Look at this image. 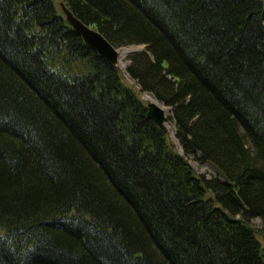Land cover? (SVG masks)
I'll list each match as a JSON object with an SVG mask.
<instances>
[{
    "label": "trees",
    "instance_id": "1",
    "mask_svg": "<svg viewBox=\"0 0 264 264\" xmlns=\"http://www.w3.org/2000/svg\"><path fill=\"white\" fill-rule=\"evenodd\" d=\"M63 1L145 46L183 153L53 0H0V264H264V0Z\"/></svg>",
    "mask_w": 264,
    "mask_h": 264
},
{
    "label": "water",
    "instance_id": "2",
    "mask_svg": "<svg viewBox=\"0 0 264 264\" xmlns=\"http://www.w3.org/2000/svg\"><path fill=\"white\" fill-rule=\"evenodd\" d=\"M59 5L64 19L81 36L84 43L95 49L102 57L106 58L112 64L117 65L119 58L118 47L114 46L98 29L90 26L88 23L79 18L64 1H61ZM150 94L154 97L152 93ZM147 107L149 117L160 127L166 129V111L162 105L156 101V98L148 100ZM178 146L179 151L181 152L182 149H180L181 147L179 144ZM206 164L225 182H229V178L226 173L215 162L208 160Z\"/></svg>",
    "mask_w": 264,
    "mask_h": 264
},
{
    "label": "rangeland",
    "instance_id": "3",
    "mask_svg": "<svg viewBox=\"0 0 264 264\" xmlns=\"http://www.w3.org/2000/svg\"><path fill=\"white\" fill-rule=\"evenodd\" d=\"M53 1L55 2L56 6L59 9L60 8L59 3L63 0H53ZM119 49L121 50V53L119 51V58H118L117 66L121 69L124 80H126V82H128L131 86H134V88L136 90H138V92H139V86L135 83L133 78H131L128 75V73L126 71V67L129 63V55L133 52L145 49V46L143 44H128V45L118 46V50ZM146 92H148V91H140L139 95H140L141 99H143L147 103V101L150 99L145 96ZM159 103H160V101H159ZM165 111H166V115H168L170 113V108L168 106H166ZM166 124H167L166 130L170 136V140L179 150L178 140H176V137L174 135L175 134V123L173 120H167ZM188 158H189V161L191 162V164L193 165V167L196 169V171L202 172V173H207V174H214L212 169L205 162H199V161L195 160L193 156H190ZM252 223L257 227H260L261 226V219H259L258 217H255L252 219ZM258 237L261 240V243L264 245V234L260 233V234H258Z\"/></svg>",
    "mask_w": 264,
    "mask_h": 264
},
{
    "label": "bare ground",
    "instance_id": "4",
    "mask_svg": "<svg viewBox=\"0 0 264 264\" xmlns=\"http://www.w3.org/2000/svg\"><path fill=\"white\" fill-rule=\"evenodd\" d=\"M119 51H120V53H121V50L119 49ZM121 55V54H120ZM145 96L147 97V98H149V99H155L150 93H148V92H146L145 93ZM157 101V100H156ZM158 102V101H157ZM159 103V102H158ZM160 105H162V107L165 109V105H163V104H161V103H159ZM167 125V124H166Z\"/></svg>",
    "mask_w": 264,
    "mask_h": 264
}]
</instances>
